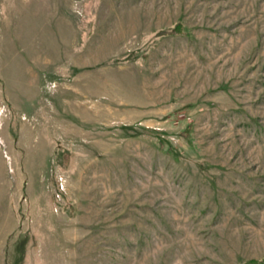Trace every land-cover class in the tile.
Wrapping results in <instances>:
<instances>
[{
    "label": "rangeland",
    "instance_id": "obj_1",
    "mask_svg": "<svg viewBox=\"0 0 264 264\" xmlns=\"http://www.w3.org/2000/svg\"><path fill=\"white\" fill-rule=\"evenodd\" d=\"M0 264H264V0H0Z\"/></svg>",
    "mask_w": 264,
    "mask_h": 264
}]
</instances>
